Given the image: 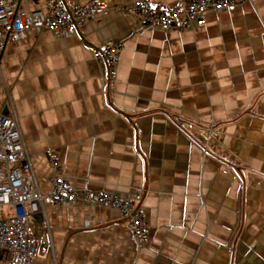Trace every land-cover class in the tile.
Returning a JSON list of instances; mask_svg holds the SVG:
<instances>
[{"label":"crops","instance_id":"obj_1","mask_svg":"<svg viewBox=\"0 0 264 264\" xmlns=\"http://www.w3.org/2000/svg\"><path fill=\"white\" fill-rule=\"evenodd\" d=\"M103 1L113 10L71 36L7 45L0 115L18 118L43 193L51 153L78 189L143 193L150 240L114 208L49 206L36 264H264V0L183 32L141 28L122 10L134 0ZM108 40L123 44L113 82L93 57Z\"/></svg>","mask_w":264,"mask_h":264},{"label":"built area","instance_id":"obj_2","mask_svg":"<svg viewBox=\"0 0 264 264\" xmlns=\"http://www.w3.org/2000/svg\"><path fill=\"white\" fill-rule=\"evenodd\" d=\"M155 0H134L123 11L145 30L183 32L204 21L208 11H223L252 0H189L175 7H162ZM70 2V3H69ZM0 0L1 57L9 43L24 40L30 31H49L59 37L75 34L90 19L107 15L113 6L103 0ZM42 5V7H39ZM28 7V8H27ZM123 44L105 41L93 52L95 60L107 69L109 81L118 76V59ZM213 141L219 132L212 126ZM53 174L51 188L43 193L34 173L18 118L0 115V250L7 251L6 264H36L43 245L35 229V217L46 208L70 207L83 201L91 206L118 210L124 226L139 246L150 240V223L143 193L124 196L107 190L89 191L73 186L64 176L60 162L48 154Z\"/></svg>","mask_w":264,"mask_h":264}]
</instances>
